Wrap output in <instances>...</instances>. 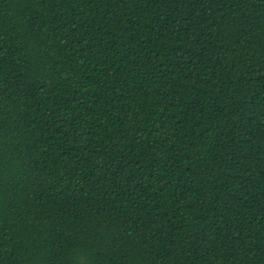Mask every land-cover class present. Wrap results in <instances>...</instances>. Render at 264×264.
Here are the masks:
<instances>
[{
    "label": "trees",
    "instance_id": "16d2710c",
    "mask_svg": "<svg viewBox=\"0 0 264 264\" xmlns=\"http://www.w3.org/2000/svg\"><path fill=\"white\" fill-rule=\"evenodd\" d=\"M0 264H264V0H0Z\"/></svg>",
    "mask_w": 264,
    "mask_h": 264
}]
</instances>
